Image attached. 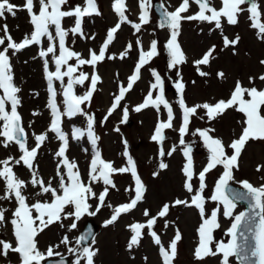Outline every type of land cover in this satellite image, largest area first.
<instances>
[{"label":"snow or ice","instance_id":"obj_1","mask_svg":"<svg viewBox=\"0 0 264 264\" xmlns=\"http://www.w3.org/2000/svg\"><path fill=\"white\" fill-rule=\"evenodd\" d=\"M198 11L194 14H187L190 9V0H181L178 6L173 11H168L164 5H161V20L160 27L170 30L169 38L166 41L165 48L169 57V69H178V66L187 62L186 54L184 53L178 37L183 21H199L207 22L215 25L216 29L222 30V20H226L229 25L238 23L239 15L245 11L249 14L250 26L257 30V38L264 41V12L261 10L259 0H220L219 8L213 6L212 0H192ZM139 4V22H133L126 15L127 4L126 0H113L112 9L118 17V22L111 27L106 34V39L103 41L98 52L89 50L87 58L80 53L66 46V37L71 33L73 36L81 38L86 37L83 31V22L85 17L99 16L102 13L99 10L97 0H84L83 6L80 4L74 7L69 4V0H38V12L34 11V0H25L23 6H17L10 0H0V18H5V14L16 15L17 10H25L29 16V22L33 26L30 34L25 35L21 42H15L10 34L8 27L3 26L4 36L0 37V45H5L3 50H0V140L5 148L14 143L18 146L21 155L18 159L9 157L0 160V180L4 182V192L0 195V200H10L14 197L16 207L12 212L10 223L12 225V234L15 244L12 242L0 239V255L7 258L8 254H18L20 264H42L49 258L59 257L55 264H66L64 254L56 251L60 245L48 246L46 251H41L38 248L37 237L46 228L53 223H61L64 219H72V223L68 226V230L77 228V221L84 215H96L105 206L112 209V213L108 219L104 221V227L114 225L124 214L130 213L137 205L143 201L146 187L143 184L141 177L137 172L135 161L125 150L123 155L127 157V166L116 168L110 161H105L99 151L94 152L91 159L88 180L85 181L79 172L78 165L75 161H70L66 155L68 149V135L62 130V117L67 116L72 118L77 115H84L87 118L86 134L92 145L96 146L99 139L94 133L95 118L88 114L82 108V105L90 104L94 92L97 90V84L101 82V77L96 71L99 63L116 59V55H108L109 46L113 43L117 32L123 24H129L136 33L141 31L143 25L150 22L151 0H138ZM67 6V7H66ZM246 6V7H244ZM65 18H73V26L70 28L63 27L62 22ZM52 29H54V34ZM46 37L48 46L46 49H41L39 56L44 58V72L48 85L49 99L47 107L51 110L50 127L45 133L34 134L35 146L29 147L27 144V133L25 132L21 117L18 113L20 99L18 93L20 89L14 84L12 73V65L10 62L9 50L15 55L21 50L32 45H40L42 38ZM7 41V43H6ZM57 41L59 54L57 55ZM240 37L230 39L226 35L223 36L224 48L232 47L233 49L239 43ZM139 47V58L135 64L133 73L128 77L126 86H119L118 94L114 95V100L107 110L104 120L107 121L114 111L121 106V101L129 92L136 81L140 79L141 69L149 64L156 57L158 52V41L152 40L148 50H144L142 42L138 38L136 41ZM132 49V44L129 43L125 50L119 53V58L124 59L128 52ZM216 46L213 45L201 58L193 61L198 74L201 77L209 75L208 72L202 70V66L210 65L214 58ZM51 54L52 62L55 65V70H49V61L47 57ZM235 54V53H234ZM75 60V64L69 63ZM264 65V60L260 61ZM90 66L92 73H86L80 69L83 66ZM154 82L150 85V90L142 103L135 106L134 111L141 112L144 109L152 107L157 112L161 106L167 111V117L164 120H158L154 128V133L151 140L160 145L158 155L163 158L166 155L171 156L176 147L173 146L170 150L165 151L163 144L166 140L165 130L173 129V121L175 115L172 106L165 98L164 80L161 75L155 70H151ZM78 73V75H77ZM217 77L223 79L225 74L223 71L218 72ZM177 76L180 77V72L177 71ZM67 77L65 85L64 78ZM254 78L250 77V83ZM260 81L264 82V75L259 76ZM54 81H59L62 88L64 110L61 112L56 103L57 92L54 87ZM88 81L87 91L83 95L75 93V86H84ZM177 92L180 94L179 108L182 112V123L178 128L179 144L185 145L184 137L188 133L191 117L197 115L198 110L204 111V116L201 119L207 118L208 121H213L222 116L229 109H233L243 114L242 131L238 138L232 140L225 146L222 139L214 137L211 133L212 128L197 129L198 135L203 139V143L208 152L206 164L202 170L197 173L194 167L192 157V149L185 145L183 156L185 163L182 167V173L185 177L184 189L191 194L189 199H175L161 206L156 215H152L148 209L143 211V215L147 217L146 221L135 222L128 225L130 238L127 248L132 250L138 247L145 235H149L153 243L157 246L159 256L162 259V264H173L178 254V242L182 239L179 229L175 230L174 237L170 240L167 247L162 244L160 235L154 230L159 219L166 218L170 209L183 206L185 208H195L201 218V224L197 229L198 244L194 250V258L197 261H202L209 256H219L220 264H231V258H236L239 264H264V183L259 186H254L247 180L239 181L243 190H236L230 187V182L234 180V170L239 168V159L245 146L250 141H264V88L255 86L245 87L237 80L228 99H220L215 103L204 102L194 106H188L185 102L183 92L185 84L182 77L174 82ZM154 92L157 94L154 96ZM10 104V111L6 110V105ZM36 114V113H34ZM128 119V108L123 107V117L121 122H126ZM55 134L56 138L61 141L58 151L55 156L60 158L57 165L58 185L54 187L51 180L45 182L37 172L35 161L39 149L48 139L47 132ZM119 131V128L116 129ZM196 133H194L195 135ZM85 135V131L80 128H73L71 136L73 139L79 140ZM127 145V142H124ZM228 149L231 150L229 154ZM13 163L26 167L31 173V180L26 182L20 179L13 171ZM62 165V167H61ZM168 165L163 162V159L158 164L159 170L167 169ZM221 168L218 179L215 182L214 190L210 196L205 195L207 187L205 181L206 176L212 170ZM264 169V166H257V171ZM130 173L134 187L126 189V191L134 192V196L129 202L122 203L113 207L111 204L106 205V198L109 195V190L115 189L113 176L115 174ZM159 171L153 172V176H158ZM198 177V187H194L193 178ZM102 182L104 187L99 193L93 190V184ZM30 184L34 189H37L35 195L38 197L46 196L44 200L37 199L34 203L29 204L28 198L24 195V189ZM90 200H96L97 203L93 209ZM213 202L216 206L210 211L206 209L208 201ZM246 202L248 207L245 211L237 212V203ZM71 209L67 211L66 209ZM6 210L0 208V224L6 222ZM229 219L230 226L226 229L225 235L228 239L215 240L214 231L221 227L219 216ZM169 221L165 219L163 227H169ZM96 240L91 229L79 235L75 242L65 235L60 244L64 245L67 253L74 256L72 264H94V257L97 255L98 249H95ZM214 245V249H213Z\"/></svg>","mask_w":264,"mask_h":264},{"label":"rangeland","instance_id":"obj_2","mask_svg":"<svg viewBox=\"0 0 264 264\" xmlns=\"http://www.w3.org/2000/svg\"><path fill=\"white\" fill-rule=\"evenodd\" d=\"M10 2L17 6H23L25 0H10ZM152 2L153 0H151L149 12L150 22L143 25L139 33H136L129 24H123L106 53V57L115 54L117 58L113 60L106 58L104 62L99 63L96 67V71L101 77V82L97 84V90L93 94L91 103L82 105L84 111L93 115L95 118L93 130L95 135L99 137L95 148L86 134V116L77 115L72 118L64 116L62 117L61 124L62 130L68 135L66 155L70 161L76 162L81 177L85 181L88 180L89 161L94 156L95 151H99L101 157L105 161L112 162L116 168L127 166L125 165L126 157L123 155L125 150L129 154L134 152L138 158H141L139 161L133 160L135 161L137 172L146 187L144 199L134 210L122 215L118 222L108 227H104V221L110 217L112 209L107 206L103 207L94 216L84 215L81 217L76 222L77 228L71 231L68 230V226L73 222L72 219H64L62 221L63 227L59 222L53 223L37 237L38 248L42 252L46 251L50 245H60L56 251L64 254V256H69L73 261L75 257L67 253L65 246L60 244V241L67 235L74 243L75 239L80 235L84 221L92 218L100 227L95 238L96 243L93 245L95 249H98L97 255L94 257V264H162V259L158 252L159 246L153 243L151 237L147 235L146 229L140 245L134 247L132 250L127 248L130 238V231L127 226L135 222H145L147 219L143 215L145 209H148L152 215H156L163 204H171L177 198H190L191 194L183 187L185 181L182 173V167L185 163L183 149L185 145L191 147L194 167L197 173L202 170L208 158L207 149L204 146L203 139L198 135L197 129H214L211 135L222 139L225 146H227L241 134L242 121L244 119L243 114L229 109L217 119L208 121L206 117L204 119L200 118L204 116V111L198 110L197 115L190 119L188 133L184 137L185 145H180L178 128L182 123V112L178 103L180 94L177 92L174 82L182 77L183 83L185 84L183 96L188 106H194L204 102L215 103L220 99H228L237 80L245 87L255 86L258 89L264 88V82L259 79L260 75H264V65L260 63L261 60H264V41L257 38V30L250 26L247 11L239 15L238 23L235 25H229L226 23V20H222V30L216 29L214 23L183 21L178 40L186 54L187 62L178 66V69H169V57L165 52V44L169 38L170 30L159 26L157 16L152 9ZM160 2L168 11H173L181 0H160ZM112 3L113 0H97L99 10L102 14L84 18L82 25L84 34L86 37L94 36V39H85L79 36H73L70 33L66 37V46L80 53L85 58L88 57L89 50L98 52L103 41L106 39L107 31L118 22V17L112 9ZM212 3L217 8L221 6L220 0H212ZM259 3L262 12H264V0H259ZM69 4L73 7L77 4L83 6L84 0H69ZM126 4L128 9L126 15L131 21L138 23V0H126ZM34 5V11L38 12V0H34ZM196 11H198V6L190 0V9L186 15L194 14ZM29 19L25 10H17L15 17L6 13L5 18H0V37L5 35L3 26L6 24L8 34L12 36L15 42H21L25 35L30 34L33 30ZM62 24L65 28L72 27L73 18H65ZM52 31L54 34V29ZM225 35L230 39L235 38L237 35L240 37V41L234 49L232 47L224 48L223 36ZM138 38L142 42L144 50H148L152 40H157L159 54L141 69L140 79L126 93L124 100L121 101V106L108 117L107 121L101 123L114 100V95L119 92V86L121 84L126 86L128 77L134 71L135 64L139 58V47L136 44ZM129 43L132 44V49L124 59H120L119 53L124 51ZM213 45L216 46L214 58L211 60L210 65L202 66V70L208 72L209 75L201 77L193 61L201 58L202 54ZM5 46L6 44L0 45V50H3ZM47 46L48 41L44 37L40 45H32L15 55H12L11 50H9L14 84L20 89L18 93L20 104L17 110L21 117L22 126L27 133V144L29 147L35 146L34 134L45 133L49 129L52 119L51 110L47 107L49 93L43 67L44 58L39 56L40 50L46 49ZM56 54H59L58 41ZM47 59L49 61V70L54 71L55 65L52 62L51 54H49ZM69 63L75 64V60L73 59ZM80 70L89 73V75L92 73V68L87 65L83 66ZM151 70H155L163 78L165 98L172 106L175 115L173 129L165 130V133L172 138V141L164 142L163 147L165 151H168L175 146L176 151L171 156L166 155L163 158L158 155L160 145L153 142H146V145L137 144L139 139H144L145 141L147 139L151 140L158 120H164L167 117V111L163 109V106L159 112L152 107L144 109L141 112L134 111L135 106L143 102L150 90V85L154 78ZM177 71L180 72V77L177 76ZM220 71H223L225 74L223 79L218 78L216 75ZM250 77L254 78L251 83L249 80ZM64 83L66 85L67 77L64 78ZM88 83L86 81L84 86L76 85L75 93L77 95H83L87 91ZM54 87L57 92L56 103L61 112H63L64 104L60 82L54 81ZM2 94V91H0V95ZM156 94L154 92V96ZM102 95L106 97L104 101L102 100ZM124 106L128 108V119L126 122H121ZM6 110L10 111V104L6 105ZM128 121H132L131 126L127 125ZM74 127L85 131V135L79 140L73 139L71 136ZM117 128H119V131H116ZM194 133L196 134L194 135ZM47 135L48 139L39 149L34 163L38 175L45 182L51 180L52 185L56 187L59 179L56 175L57 165L60 158L56 157L55 153L58 151L61 141L50 131L47 132ZM0 140H3V138L0 137ZM125 141L127 145H125ZM228 151L231 154V150L228 149ZM243 152L239 159V168L234 170L235 178L231 182L240 186L239 181L247 180L254 186H259L264 183V169L259 172L256 169L258 165L264 166V141H250L245 146ZM20 155L21 152L14 143L10 144L7 148L0 144V160L9 157L18 159ZM161 159L168 165L165 170H159L158 166L153 167L150 164H146V162H152L153 160L160 162ZM139 162L149 167V169L144 171H149L150 168L154 169V172L159 171L166 195L160 194L156 197V189H158L160 182L157 180L159 178L155 179L152 173L146 175L141 170L142 168L138 164ZM12 166L13 171L20 179L26 182L31 180V173L26 167L15 165L14 163ZM170 170H173L172 175ZM221 172L222 169L218 167L207 174L205 181L207 185L205 189L206 196H210L213 192L215 182ZM112 178L116 184V188H110L109 195L106 198V205L111 204L115 207L129 202L132 196H134V192L126 191V189L134 187V181L130 173L115 174ZM193 185L194 187H198V177L193 178ZM103 187L102 182L93 184V190L97 193L102 191ZM23 191L24 195L28 198L27 202L29 204L34 203L37 199L44 200L47 198L46 196H36L35 192L37 189H34L30 184ZM3 192L4 182L0 180V195ZM89 202L93 205L92 210H94L97 201L90 200ZM16 206L14 197L10 200H0V208L6 210V222L0 224V239L12 242L13 245L15 241L10 220ZM215 206L209 200L206 204V209L210 213L211 209ZM66 210L70 211L71 209ZM244 210V206L237 204V212ZM165 219L170 222L169 227L166 229L163 227ZM219 222L221 227L214 231V238L217 241H226L228 237H226L225 231L230 226V221L221 214L219 216ZM200 224V215L194 207L185 208L179 206V208H171L166 218L158 220L154 230L160 235L162 244L165 247H167L170 240L174 237L176 229H179L181 233L182 239L178 242V254L173 264H202V262L207 261L206 259L202 261L191 260L194 258V250L198 244L199 237L197 229ZM208 260H213V264H220L219 256H210ZM0 264H20V259L18 254L10 252L7 258L0 255ZM231 264H239V262L233 257L231 258Z\"/></svg>","mask_w":264,"mask_h":264},{"label":"bare ground","instance_id":"obj_3","mask_svg":"<svg viewBox=\"0 0 264 264\" xmlns=\"http://www.w3.org/2000/svg\"><path fill=\"white\" fill-rule=\"evenodd\" d=\"M185 22H189V21H185ZM232 68H233V66H231ZM153 82H154V78H153ZM152 82V83H153ZM102 100L104 101L105 99H106V97H105V95H102ZM161 110H162V106H161ZM165 135H166V140H165V142L166 141H169V142H171L172 141V138L170 137V136H167V134L165 133ZM146 142H148V143H151V142H153V143H156V142H154V141H152V140H150V139H147L146 141L144 140V139H139L138 141H137V144L138 145H146ZM157 144V143H156ZM244 153V152H243ZM131 157H132V159H135L136 161H139V160H141V158H138V156H136L135 154H134V152H131L130 154H129ZM139 155V154H138ZM140 157H142L141 155H139ZM93 157H91V159H92ZM91 159H90V161H89V163L91 162ZM140 166H141V170L147 175H149L150 173H152V175H153V172H154V169H152V168H150V170L149 171H144V170H147V169H149V167H146L145 165H144V163H142V162H139L138 163ZM146 164L148 165V164H150V165H152L153 167H157L158 166V164H159V162L157 161V160H153L152 162H146ZM125 165H127V157H126V159H125ZM171 171V175H172V171L173 170H170ZM169 171V172H170ZM143 173V174H144ZM164 174H167V173H164ZM145 175V176H146ZM154 177V176H153ZM155 179H158L157 181H160L159 182V185H158V189H156V197L158 196V195H166V190H165V188H164V186H163V182L161 181L162 180V177L161 176H159L158 175V177L157 176H155L154 177ZM175 208H179V207H175ZM210 258V256L209 257H207V258H205L207 261H205V262H202V264H213V260L212 261H210V260H208ZM204 259V260H205ZM192 261H195L196 259H191Z\"/></svg>","mask_w":264,"mask_h":264},{"label":"water","instance_id":"obj_4","mask_svg":"<svg viewBox=\"0 0 264 264\" xmlns=\"http://www.w3.org/2000/svg\"><path fill=\"white\" fill-rule=\"evenodd\" d=\"M154 9H155L156 13L158 14L159 19L161 20V4L158 1H155V3H154ZM230 187H232V188H234L236 190H243V189H241L239 187H236V186H234L232 184H230ZM238 203L245 205L246 206V210H247L248 205H247L246 202L241 201V202H238ZM89 229L92 230V232L94 233V236H95L96 233H97L98 227L94 224L93 220H87L85 222L84 229H83V231H82L81 234L87 232ZM65 259H66V264H70L69 258L68 257H65ZM56 260H58V259H55V260L50 259V260H47L44 264H55V261Z\"/></svg>","mask_w":264,"mask_h":264}]
</instances>
